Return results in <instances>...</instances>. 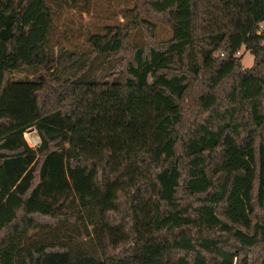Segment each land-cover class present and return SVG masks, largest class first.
I'll use <instances>...</instances> for the list:
<instances>
[{
	"label": "trees",
	"instance_id": "16d2710c",
	"mask_svg": "<svg viewBox=\"0 0 264 264\" xmlns=\"http://www.w3.org/2000/svg\"><path fill=\"white\" fill-rule=\"evenodd\" d=\"M50 2L0 0V264H264V0H135L67 77Z\"/></svg>",
	"mask_w": 264,
	"mask_h": 264
},
{
	"label": "rangeland",
	"instance_id": "374dc122",
	"mask_svg": "<svg viewBox=\"0 0 264 264\" xmlns=\"http://www.w3.org/2000/svg\"><path fill=\"white\" fill-rule=\"evenodd\" d=\"M69 2L70 5L63 3L62 8H58L52 2L49 3V6L54 11L51 43L55 47L57 55L61 53V48H67L68 50L60 58L61 62L57 61V65L53 68L52 72L57 70L59 73L66 75V77L75 74L78 69L74 63L71 64L74 60L79 58L80 60L78 62L80 65L83 57H89L92 51V48L86 44L89 34L103 35L106 33L108 27L125 23L127 18L123 11L133 8L135 0H90L88 5L86 4V0H79L77 6H73L72 0H69ZM35 6L36 4H34L30 12L26 15L25 25L29 24L35 16ZM44 24V18L40 17L33 31L32 42L39 40ZM155 25L159 42L168 41L172 38L173 32L168 24L156 22ZM145 43L146 41L142 33H135L133 35L132 44L134 46L141 47ZM71 52H74V54H71ZM237 56H242L244 68L250 69L253 67L255 58L245 47L242 48ZM115 62V59L111 63L103 62L102 67L95 69V77H100L106 73L108 74ZM33 76L34 74L31 71H15L10 78L20 80L26 78L31 79ZM26 137L25 134V139ZM40 141L42 143L41 137Z\"/></svg>",
	"mask_w": 264,
	"mask_h": 264
},
{
	"label": "built area",
	"instance_id": "2783aa9c",
	"mask_svg": "<svg viewBox=\"0 0 264 264\" xmlns=\"http://www.w3.org/2000/svg\"><path fill=\"white\" fill-rule=\"evenodd\" d=\"M261 30H264V23L261 25ZM36 131L37 130L27 131V133H25L27 136L26 141L29 147L32 148L33 150H36L41 145L40 137Z\"/></svg>",
	"mask_w": 264,
	"mask_h": 264
},
{
	"label": "water",
	"instance_id": "95a60500",
	"mask_svg": "<svg viewBox=\"0 0 264 264\" xmlns=\"http://www.w3.org/2000/svg\"><path fill=\"white\" fill-rule=\"evenodd\" d=\"M35 129L34 128H31V129H29L28 131H34Z\"/></svg>",
	"mask_w": 264,
	"mask_h": 264
},
{
	"label": "crops",
	"instance_id": "0c3cea01",
	"mask_svg": "<svg viewBox=\"0 0 264 264\" xmlns=\"http://www.w3.org/2000/svg\"><path fill=\"white\" fill-rule=\"evenodd\" d=\"M1 165V164H0Z\"/></svg>",
	"mask_w": 264,
	"mask_h": 264
}]
</instances>
